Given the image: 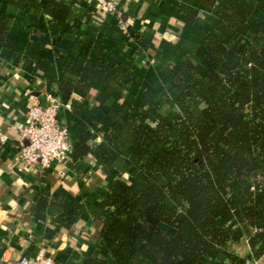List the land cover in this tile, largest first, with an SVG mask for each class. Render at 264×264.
I'll return each mask as SVG.
<instances>
[{"label":"trees","instance_id":"1","mask_svg":"<svg viewBox=\"0 0 264 264\" xmlns=\"http://www.w3.org/2000/svg\"><path fill=\"white\" fill-rule=\"evenodd\" d=\"M19 12H0V53L17 52L30 19L43 14L50 26L75 28L64 0H2ZM133 38L140 44L139 34ZM141 48V47H140ZM83 65L61 61L70 78L50 81L55 95L75 116L67 125L74 136L70 158L86 160L93 136L97 159L111 168L119 159L135 168L130 178L112 169L113 180L90 213L103 228L102 250L92 251L86 264H251L264 262V0H225L213 31L201 39L180 64L169 68L176 100L162 90L161 103L133 105L126 114L110 106L111 127L90 124L84 131L78 118L87 111L73 94L94 97L99 106L124 100L134 72L102 52L105 62ZM99 53V52H98ZM21 59L27 71L35 64ZM100 90L95 92L94 88ZM82 187V185H81ZM48 194L34 198L42 212ZM65 222L76 218L73 205L50 201ZM248 236L249 254L233 248Z\"/></svg>","mask_w":264,"mask_h":264},{"label":"crops","instance_id":"2","mask_svg":"<svg viewBox=\"0 0 264 264\" xmlns=\"http://www.w3.org/2000/svg\"><path fill=\"white\" fill-rule=\"evenodd\" d=\"M64 1L71 8L70 20L78 23L75 28L51 27L49 17L40 14L30 19L31 30L22 36L21 45L29 49L0 53V133L8 138L6 144L0 146V264H16L23 257H34L41 249L55 264H86L92 251L102 250L99 236L103 226L90 211L104 198L113 180L111 170L126 178L135 173V168L123 159L117 160L111 168L100 163L94 148L103 142L101 136H93L89 142L93 150L86 160L73 162L69 156L58 168L63 178L56 175L53 167L39 170L18 166L15 156L20 147L19 130L27 109L42 104L45 91L55 95L50 81L76 80L60 62L72 57L71 67L83 65L84 60L79 58L81 44L89 43V60L103 65L105 59L100 51L112 52L115 63L133 70V82L125 87L127 97L99 106L94 113L89 112L95 106L93 96L72 95L73 99L85 103L87 111L78 117L84 131H91L87 122L109 129L112 125L108 117L110 106L126 114L133 105L141 108L159 105L162 90L176 100L169 68L180 64L184 55L213 31L216 15L225 2L110 0L121 14L119 25L116 16L105 13L93 3ZM0 12L11 18L19 15L14 8L1 3ZM134 32L139 34L140 44L133 38ZM21 59L30 63L38 61L27 71ZM99 90V87L94 88L95 92ZM74 119L71 110L60 111L59 120L65 126ZM70 137L74 146V136ZM42 192L48 194L49 203L44 211L34 212V198ZM56 199L74 206L75 220L65 222L54 212L50 201ZM244 228L247 241L254 231Z\"/></svg>","mask_w":264,"mask_h":264},{"label":"built area","instance_id":"3","mask_svg":"<svg viewBox=\"0 0 264 264\" xmlns=\"http://www.w3.org/2000/svg\"><path fill=\"white\" fill-rule=\"evenodd\" d=\"M93 3L105 13L116 16L121 25V14L110 0H84ZM61 110L70 111L69 104L62 103L59 98L45 91L42 104L31 105L26 113L22 128L19 130L20 147L15 156L19 167L46 170L53 167L56 175L63 178L58 168L70 156L72 141L67 127L59 120ZM8 138L0 133V146L6 144ZM16 264H55L43 249L34 257H23ZM251 264H259L252 262Z\"/></svg>","mask_w":264,"mask_h":264},{"label":"rangeland","instance_id":"4","mask_svg":"<svg viewBox=\"0 0 264 264\" xmlns=\"http://www.w3.org/2000/svg\"><path fill=\"white\" fill-rule=\"evenodd\" d=\"M247 241L244 240V242L242 241V243L240 245H237L236 247L233 248V251L236 252L238 255L245 257L249 254V250H248V246H247ZM259 264H264V262Z\"/></svg>","mask_w":264,"mask_h":264}]
</instances>
